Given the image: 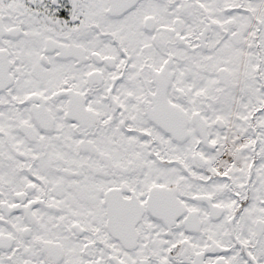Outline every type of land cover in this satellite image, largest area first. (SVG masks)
Returning <instances> with one entry per match:
<instances>
[{
    "label": "snow or ice",
    "instance_id": "1",
    "mask_svg": "<svg viewBox=\"0 0 264 264\" xmlns=\"http://www.w3.org/2000/svg\"><path fill=\"white\" fill-rule=\"evenodd\" d=\"M0 264H264V0H0Z\"/></svg>",
    "mask_w": 264,
    "mask_h": 264
}]
</instances>
